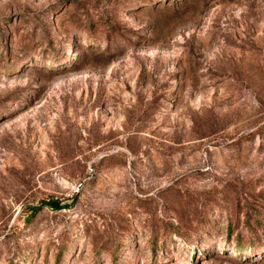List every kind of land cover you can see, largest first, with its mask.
<instances>
[{"label": "rangeland", "instance_id": "obj_1", "mask_svg": "<svg viewBox=\"0 0 264 264\" xmlns=\"http://www.w3.org/2000/svg\"><path fill=\"white\" fill-rule=\"evenodd\" d=\"M0 264H264V0H0Z\"/></svg>", "mask_w": 264, "mask_h": 264}, {"label": "trees", "instance_id": "obj_2", "mask_svg": "<svg viewBox=\"0 0 264 264\" xmlns=\"http://www.w3.org/2000/svg\"><path fill=\"white\" fill-rule=\"evenodd\" d=\"M46 205L50 206L52 209L59 210L62 208V205L57 200H49L46 202ZM38 208H34L36 211Z\"/></svg>", "mask_w": 264, "mask_h": 264}]
</instances>
